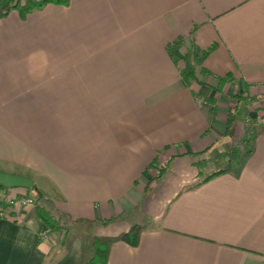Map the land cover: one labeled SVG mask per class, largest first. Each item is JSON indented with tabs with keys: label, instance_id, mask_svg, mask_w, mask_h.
<instances>
[{
	"label": "crops",
	"instance_id": "1",
	"mask_svg": "<svg viewBox=\"0 0 264 264\" xmlns=\"http://www.w3.org/2000/svg\"><path fill=\"white\" fill-rule=\"evenodd\" d=\"M242 93L237 131L256 119L252 151L201 181L224 169L209 159L242 139L216 150L230 96ZM260 124L264 0H69L25 18L11 9L0 16V170L31 177L63 229L35 204L0 214V264H84L94 236L134 224L146 226L138 244L117 241L108 264H264Z\"/></svg>",
	"mask_w": 264,
	"mask_h": 264
},
{
	"label": "trees",
	"instance_id": "2",
	"mask_svg": "<svg viewBox=\"0 0 264 264\" xmlns=\"http://www.w3.org/2000/svg\"><path fill=\"white\" fill-rule=\"evenodd\" d=\"M68 1L69 0H0V3L4 4L7 7L6 12L0 11V16H5L7 12L10 11L11 9H17L20 15L23 18H25L26 15L31 10L42 8L44 5L48 3H68ZM183 42H184L183 37H179L175 41L172 49L180 48ZM172 53L175 54L173 50H172ZM207 53H209V51ZM186 78H187V82L189 85L191 84L192 80H196L193 72H189V71H186ZM244 98L245 96L243 93L230 96L231 105L228 107L227 128H226V132L224 136H232L234 134L235 122H236L237 116L241 108L240 104L242 103ZM212 109H213L212 112L215 115L217 113V108L214 104L212 105ZM256 123H257L256 119H251V124H256ZM262 131H264V126L259 125L257 128V133L262 132ZM254 132L250 134V128H247L243 138L239 142L230 145V147L226 151L219 152L215 157L209 160H212V162L217 161V160H224V162H227L228 164L229 162H233L234 164L239 165V162L242 161L246 156H248L252 151V148H251L253 145L252 141H253L254 135L256 134V133L254 134ZM200 153L202 152H197L196 154H200ZM170 162H171V159L167 160L164 163H160V162L154 163L156 172H155V175L151 178L149 184H151V182H154V180H159L167 173ZM196 165L200 171V176H203L204 175L203 171L208 165V159L206 158L199 159ZM226 168L219 169L217 171H214V172H211L205 175L201 179V181H205L207 179L212 178L213 176L217 174H220L226 171L227 170ZM34 188L37 189L36 184H34ZM5 190H9V188L0 185V191H5ZM37 191L39 194L42 195L39 189H37ZM42 198H43L42 196L40 197L38 196L37 201L41 200ZM0 206L4 207L5 204L0 203ZM35 206L37 208L38 216L51 230H62L63 229V226H61L60 223L56 221L50 215V213L42 206L41 203L36 202ZM117 218L118 217L116 216V217H112L109 219H103L102 222L104 224H107ZM145 228L146 226L134 224L129 228L128 231L121 232L118 235H114V236L113 235H96L94 236L92 240L91 253L89 257L86 259V261L84 262V264H108L110 251L114 243H116L119 240H123V241H127L128 243L132 245H137L140 240V236ZM62 245H64V243H62Z\"/></svg>",
	"mask_w": 264,
	"mask_h": 264
},
{
	"label": "built area",
	"instance_id": "3",
	"mask_svg": "<svg viewBox=\"0 0 264 264\" xmlns=\"http://www.w3.org/2000/svg\"><path fill=\"white\" fill-rule=\"evenodd\" d=\"M37 202V198L35 196H31L27 193L14 195L11 193H2L0 191V203L5 204V206H0V214L7 215L8 211L16 210L21 207H28L30 205H34Z\"/></svg>",
	"mask_w": 264,
	"mask_h": 264
},
{
	"label": "water",
	"instance_id": "4",
	"mask_svg": "<svg viewBox=\"0 0 264 264\" xmlns=\"http://www.w3.org/2000/svg\"><path fill=\"white\" fill-rule=\"evenodd\" d=\"M187 68L191 72L194 69L187 63ZM34 180L26 175L22 174H15L0 170V185L7 187V188H24V189H33L34 188ZM35 190H37L35 188ZM41 196V194H40Z\"/></svg>",
	"mask_w": 264,
	"mask_h": 264
},
{
	"label": "rangeland",
	"instance_id": "5",
	"mask_svg": "<svg viewBox=\"0 0 264 264\" xmlns=\"http://www.w3.org/2000/svg\"><path fill=\"white\" fill-rule=\"evenodd\" d=\"M246 121H247V123L249 124V126H248V128H250V133L252 132V129H256V128H253L252 127V124H251V120H249V119H246ZM237 125H239V129H240V124H239V122L237 121L236 122V124H235V126H234V136H225L223 139H225L223 142L221 141V143H218V145L216 146V150H219V149H221V148H223V147H220V146H224V144L226 143L227 144V142H235V141H237V140H239V139H241L242 138V133H241V131H237ZM260 125H263V124H260ZM254 132V131H253ZM226 149V148H225ZM211 153H213V150L211 151ZM224 163V165H223V168H226L229 164L227 163V162H223ZM209 167H206V169H208ZM17 189H24V188H9V190L10 191H15V190H17ZM25 190H28V189H25ZM33 189H30L29 191H32ZM36 198H38V196L36 197ZM40 201V200H39ZM41 202V201H40Z\"/></svg>",
	"mask_w": 264,
	"mask_h": 264
}]
</instances>
